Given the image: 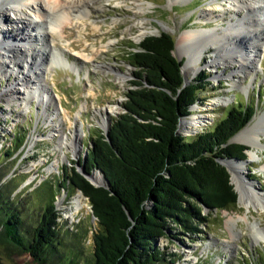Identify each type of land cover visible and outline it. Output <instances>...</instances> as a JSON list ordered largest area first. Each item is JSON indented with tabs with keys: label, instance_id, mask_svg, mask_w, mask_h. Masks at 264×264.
<instances>
[{
	"label": "rangeland",
	"instance_id": "1",
	"mask_svg": "<svg viewBox=\"0 0 264 264\" xmlns=\"http://www.w3.org/2000/svg\"><path fill=\"white\" fill-rule=\"evenodd\" d=\"M63 1L75 4V0ZM234 3V0H92L91 2L87 0L85 4L88 5L90 14L86 16L85 23H78L77 27L65 28L64 41H62L69 43L65 53L70 63L77 64L80 72L60 66L40 78V82L56 101L51 105H46V102L42 101L41 93L35 92L37 79L33 75L29 76L31 79L26 87H32L34 97L26 100L27 90L22 86L20 73L16 78H14L15 74L0 76V120L3 122L0 125V133L6 138L7 134L13 135L15 128L22 126L27 132L23 134L21 147L0 164V186L15 180L17 186L8 190L11 197L22 204L23 215L26 216L28 223L35 224L45 203L38 201L36 193L34 198L31 197L32 194L44 181L51 180V183H44L40 190L54 193L53 202L58 214L56 222L61 227L60 235L65 240L67 252L76 255L81 253L82 259L91 255V240L86 238L95 235V232L99 231V226L89 200L84 196L83 208L73 213V199L79 191L62 187L60 183L65 174H71L72 168L76 169L77 160L86 157L92 146L89 139L92 137L95 139L98 133H107L111 123L125 112L123 104L128 100L127 94L135 89L131 82L135 80L134 73L138 70L130 62L128 54L135 51L136 46L146 37L169 32L176 39L178 48L175 56L189 59L183 53L185 50L178 45L181 35L190 30L205 32L214 28L221 29L222 26L235 22ZM78 6L82 8L84 3H78ZM21 12L34 15L27 9L21 8ZM206 12H212L211 18L203 17ZM245 13L242 11L240 16L243 17ZM4 14L5 22H16L13 12L6 10ZM143 30H148L150 33L140 37ZM1 31L6 32L2 26L0 33ZM52 37L57 40L55 43L57 48L64 47L60 38L53 35ZM260 40V43L264 44V30ZM195 41L198 42V39ZM196 48H191V52H195ZM75 51L92 55L94 59L86 61L75 55ZM214 51V48L206 50L201 62L194 66V70L191 68L186 72L188 80L191 81L197 79L202 72L211 74L207 76L209 79L201 83L206 89L202 95L204 100L192 106V115L188 117L190 124L186 131L183 130L188 138L212 126L222 113L226 114L227 105L233 104L236 100L235 92L237 98L244 97L245 100L255 104L256 117L251 124L258 116L264 115L263 49L262 66L248 56L249 62L256 69L246 76L240 77L238 73L234 75L239 85L232 83V79L228 77L237 68L235 65L216 66L217 64L211 63ZM0 55L2 57L0 59L9 58L2 53ZM22 66L26 69L24 64ZM120 76L124 77V80L120 79ZM213 87L217 88L212 89ZM6 91L15 93L17 97L15 103H10ZM110 106H116L115 113L109 112ZM101 114L105 115L108 127L103 126ZM202 117L204 118L202 124H198V119ZM56 125H60L61 131L67 134L71 131H80L81 149L77 155L69 151L65 159L57 156L59 152L56 150V145L60 136L56 133L53 138H49L54 134L53 130L57 129ZM262 141L264 143V133H262ZM4 144L9 147L11 141L1 139L0 149ZM253 149L254 147L250 150ZM259 154L261 159L258 161H250V156L247 155L249 164L244 166L242 177L245 182L252 184L264 195V170H261L264 167V148L259 150ZM57 157L61 159L58 168L51 170V165ZM96 172L101 174L98 170L91 173L95 175ZM23 174L28 177L23 183H19L22 179V176H19ZM232 183L239 197L233 179ZM32 198L35 202L33 205L30 204ZM228 214L236 217L248 215L251 222L257 221L264 230V210L252 207L248 211L245 205L240 204L238 198V204L232 210L204 209L202 215L206 216L208 221L197 226L200 232L183 233L177 227L172 231L173 237H163L156 244L167 254L176 255L173 264H264V241L258 243L253 241L250 225L244 219L238 221L237 227H229ZM233 231L234 235H232ZM57 261L52 257L51 260H47L49 264H57L60 260ZM0 264L40 263L29 253H17L1 247Z\"/></svg>",
	"mask_w": 264,
	"mask_h": 264
},
{
	"label": "trees",
	"instance_id": "2",
	"mask_svg": "<svg viewBox=\"0 0 264 264\" xmlns=\"http://www.w3.org/2000/svg\"><path fill=\"white\" fill-rule=\"evenodd\" d=\"M135 49L128 54L138 69L131 82L135 89L127 94L125 112L107 133L89 139L92 146L85 169L88 173L98 170L104 185H93L75 168L60 183L89 200L99 226L95 235L85 237L91 240V255L82 259L81 253L67 252L56 222L54 193L40 190L51 180L40 184L31 196L36 193L38 201L45 202L34 225L9 193L10 187L17 186L15 180L0 186V244L8 250L29 253L40 264H49L51 257L60 260L57 264H173L176 255L156 244L161 238L173 237L177 227L183 233L200 232L197 226L208 221L202 215L204 209L236 208L238 193L218 160L247 157L246 146L229 141L255 115V104L237 98L236 93L227 113L212 126L195 136H183L179 123L192 113L195 103L204 100L206 89L201 83L208 74L200 73L183 87V62L173 55L175 41L168 33L148 36ZM25 133L24 126L15 128L13 135L6 133V138L0 133V141H11L0 149V164L21 147ZM21 176L19 183L28 177Z\"/></svg>",
	"mask_w": 264,
	"mask_h": 264
},
{
	"label": "bare ground",
	"instance_id": "3",
	"mask_svg": "<svg viewBox=\"0 0 264 264\" xmlns=\"http://www.w3.org/2000/svg\"><path fill=\"white\" fill-rule=\"evenodd\" d=\"M91 1L92 0H88V2ZM234 1L235 22H230L227 26H222L221 29L214 28L206 30L205 32L190 30L181 35L178 45L181 49L185 50L183 53L189 57L185 66L186 72L191 68L194 70V66L201 62L204 53L210 48L215 49L211 61L212 64H217L216 66L221 64L229 66L233 64L237 67L228 75L235 85L238 84V82H236L234 75L238 73L240 77L243 75L246 76L256 69V67L249 62L248 56L262 66L261 57L262 49L264 52V44L260 43V36L264 30V0ZM68 2L65 3L63 0H0V26H2V29L6 30V32L1 31L0 33V53H2L1 48L5 45H7V51L10 53L9 58L0 59V76H12V74H15L14 78H16V76H19L18 73H20V80L24 81V84H27V82L30 81L29 79H31L29 76L33 75L34 78L37 79L35 83L37 84L35 92L41 93L42 101L44 100L46 105H51L56 100L40 82L44 76L43 74L52 72L56 67L60 66L70 68L77 73L80 72V68L77 64L70 63L68 60L65 52L67 50L66 46L69 43L62 42L64 41L63 34L65 28H68V26L77 27L78 23H85L84 20L86 16H89L90 10H88V5L85 4L87 0H75V4ZM78 3H84L85 7L82 6V8H79L80 5L78 6ZM21 8L27 9L29 13H34V15L21 12ZM6 10H10L14 13L16 22H5L4 12ZM240 10L246 12L243 17L240 16L242 12H240ZM211 13L212 12H206L203 17L211 18ZM147 33H150V31L143 30L140 37ZM52 35L60 38L62 45H64L63 48L56 47L55 43L57 40L53 38ZM197 39L198 42L195 41ZM191 48H196L197 50L191 52ZM75 55L84 58L86 61L94 59L92 55L85 54L81 51H75ZM0 58H2L1 55ZM23 64L26 66V69H23ZM20 69H23V71ZM27 73L28 75H26ZM121 78L124 80V77L120 76V79ZM27 87V96L25 100L34 97L32 87ZM6 95L10 103H15V101H17L15 93L6 91ZM116 109V106H110L109 112L115 113ZM101 116L103 118V126L108 127V121L105 115L101 114ZM203 120L204 118L202 117L198 119L197 123L202 124L201 122ZM188 124L190 123L187 122L185 125ZM55 127H57V129L53 130L54 134H51L49 138H53L57 134V136H60L56 145V150L59 152L57 156L65 159L69 151L77 155L81 149L79 143L81 137L80 131H71L67 134L61 131L60 125H56ZM262 133H264V115L258 116L251 125L241 131L234 139L236 142L246 143L254 147L253 150L249 151L250 161H258L261 159L259 150L264 148ZM59 158L57 157L55 162L51 165V170L53 168H58L59 161L61 160H59ZM224 163L227 162L224 161ZM245 165V163L238 162H233L231 164L233 182L240 194L239 202L241 205H245L248 211H250L252 207L264 210V195L257 191L252 184L245 182L242 177L244 175L243 168ZM261 170L263 171L264 167ZM91 179L95 184L104 183V178L97 172ZM83 197L84 195L80 192L74 197L73 213H77L83 208ZM240 219L246 220L250 225L254 242L258 243L264 241V230L258 225L257 221L251 222L248 215L236 217L228 214L227 224L229 227L235 228ZM232 235H234V231Z\"/></svg>",
	"mask_w": 264,
	"mask_h": 264
},
{
	"label": "water",
	"instance_id": "4",
	"mask_svg": "<svg viewBox=\"0 0 264 264\" xmlns=\"http://www.w3.org/2000/svg\"><path fill=\"white\" fill-rule=\"evenodd\" d=\"M199 31V30H198ZM162 33H168L169 35H171L173 38H174V41H175V49L173 50V55L175 56V51L177 50V43H176V39H175V37L172 35V34H170L169 32H162ZM162 33L161 34H159V35H151V36H161L162 35ZM3 48V49H2ZM1 48V51H2V54H5V55H7V57H10V53L7 51L8 50V47H7V45H5V46H3ZM176 57V56H175ZM177 58V57H176ZM177 60L178 61H182L183 62V64H182V68H181V72H182V74H183V77H184V82H183V87H187V86H189L191 83H192V81L191 80H188V76H187V74H186V71H185V64L187 63V61H188V59H187V57H186V59H180V58H177ZM203 73V72H202ZM209 76L211 75V74H208ZM207 79H209V78H207ZM20 81H22V80H20ZM22 86L24 85L25 87H26V85L27 84H29V82H27V84H24L25 82L24 81H22ZM14 83H12V85H13ZM218 86V85H217ZM236 94V92L234 93V95ZM228 106V105H227ZM192 108L193 107H191V112H192ZM192 114H190V115H188V116H186V117H184V118H182L181 119V121H180V123H179V132L183 135V136H186V133L184 134V132H183V130L184 131H186V129L188 128V125H185L187 122H189V118L188 117H190ZM256 117V113H255V115L252 117V119L250 120V122L242 129V130H240L234 137H232V139L229 141V143H234V144H240V145H244V146H246L247 147V149L245 150V153H246V155H249L248 154V151L250 150V149H252L253 147L251 146V145H249V144H246V143H239V142H236V141H234V139H235V137L241 132V131H243L244 129H246L250 124H251V122L253 121V119ZM190 123V122H189ZM193 129V128H192ZM251 147V148H250ZM219 161V163H221L223 166H225L226 168H227V170L229 171V173H230V178H231V183H232V179H233V176H232V168H231V164L233 163V162H238V163H245V164H249V161H248V159H247V157L245 158V159H240V158H236V157H233V158H230V157H224L223 159H219L218 160ZM224 161H226L227 163H224ZM85 162H86V157H84V159L83 160H81L80 158L77 160V164H76V171L77 172H79L82 176H84L87 180H89L93 185H96V186H103L104 184L102 183V184H95L93 181H92V179H91V177L93 176L92 175V173H88L87 171H86V169H85ZM233 184V183H232ZM234 188H235V186H234ZM79 192H81V191H79ZM82 193V192H81ZM5 248L6 250H8L7 248H6V246L5 245H2V244H0V248Z\"/></svg>",
	"mask_w": 264,
	"mask_h": 264
}]
</instances>
